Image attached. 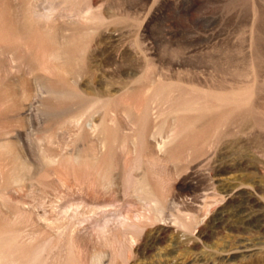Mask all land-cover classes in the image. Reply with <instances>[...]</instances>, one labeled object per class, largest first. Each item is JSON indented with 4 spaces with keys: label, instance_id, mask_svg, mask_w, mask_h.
Here are the masks:
<instances>
[{
    "label": "rangeland",
    "instance_id": "374dc122",
    "mask_svg": "<svg viewBox=\"0 0 264 264\" xmlns=\"http://www.w3.org/2000/svg\"><path fill=\"white\" fill-rule=\"evenodd\" d=\"M0 28V264H264V0H0Z\"/></svg>",
    "mask_w": 264,
    "mask_h": 264
},
{
    "label": "bare ground",
    "instance_id": "6f19581e",
    "mask_svg": "<svg viewBox=\"0 0 264 264\" xmlns=\"http://www.w3.org/2000/svg\"><path fill=\"white\" fill-rule=\"evenodd\" d=\"M6 4V3H5ZM4 30H2V28H0V42L4 39L2 38L4 35ZM1 45V43H0ZM9 66V65H8ZM24 68V67H23ZM36 70V69H35ZM3 71V70H2ZM8 77L10 79H12L14 82H20L21 78L23 77V72H22V65L19 64L17 58L15 56L12 57V64H10V67H9V70H8V73L5 74V78ZM33 81L34 82H37L38 81V78L36 75L33 76ZM23 84V83H22ZM36 92H37V88H35ZM36 97V96H35ZM37 98H34L30 104V109L29 111H25L23 109H21L20 111L17 112V116L18 117H24V116H28L30 121L31 122H37V114L36 112L34 111L35 110V101H36ZM25 134L22 130V128H14L12 130H8L6 131V135L4 137V139L1 140V144H2V147H5L7 148V146H10L11 144L12 145H15L16 149H17V153H18V156L19 157H22V158H25V160L29 163V165L32 167V168H35L37 165H38V158L36 156V147L35 149H33L32 153H30V157H27V153L24 152L25 150V146H26V142H25ZM36 141H37V138L35 139V144H36ZM167 144L163 143L161 146H160V153H163L164 152V149L166 147ZM28 155V156H29ZM153 202V201H152ZM151 202V203H152ZM162 202V201H161ZM160 203V202H159ZM20 204V203H19ZM153 204V203H152ZM23 207V206H22ZM4 208V207H3ZM161 212V210H160ZM108 228V227H107ZM109 231V230H108ZM108 235V234H107ZM104 236V235H103ZM106 236V234H105ZM1 237V236H0ZM135 238V237H134ZM11 239V238H10ZM19 239V238H18ZM3 240V239H2ZM5 244V242H3ZM1 243V244H3ZM13 243V242H12ZM0 244V246H1ZM3 244V246H4ZM10 248V247H8ZM7 248V249H8ZM15 248V247H14ZM21 248V247H20ZM2 249L4 248H1V251H3ZM6 249V250H7ZM17 249V248H16ZM11 250V249H9ZM29 250V249H28ZM8 251V250H7ZM10 252V251H9ZM16 252V251H15ZM2 253V252H1ZM7 256V253L8 252H5ZM4 256V258H5ZM1 257V255H0ZM8 257V256H7ZM25 258V257H24ZM2 260V259H1ZM3 260H6V259H3ZM17 261V260H16ZM5 262V261H3ZM10 262V261H9Z\"/></svg>",
    "mask_w": 264,
    "mask_h": 264
}]
</instances>
